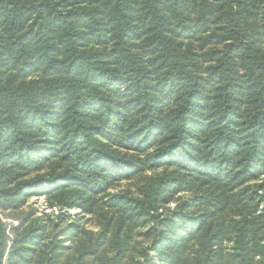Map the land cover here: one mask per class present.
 Listing matches in <instances>:
<instances>
[{
	"label": "trees",
	"instance_id": "16d2710c",
	"mask_svg": "<svg viewBox=\"0 0 264 264\" xmlns=\"http://www.w3.org/2000/svg\"><path fill=\"white\" fill-rule=\"evenodd\" d=\"M42 195L0 264H264V0H0V213Z\"/></svg>",
	"mask_w": 264,
	"mask_h": 264
},
{
	"label": "rangeland",
	"instance_id": "374dc122",
	"mask_svg": "<svg viewBox=\"0 0 264 264\" xmlns=\"http://www.w3.org/2000/svg\"><path fill=\"white\" fill-rule=\"evenodd\" d=\"M127 187V185H121L120 187L117 188V190H122L125 189ZM114 192V190H112ZM170 208L174 207V204H170L169 205ZM32 211L34 213V215H49L52 218L57 216L59 213H63L65 212L64 210H59L57 208H52L49 209L46 199L44 198V196H32L28 199H26L25 203L23 204V206L20 209L17 210H13L12 212H4V213H0V220H2L5 224H6V228H7V236L10 238H12V233L11 231H9V229L11 227H17L18 226V219L19 217L23 216L24 214H26L27 212ZM79 213L78 209H72V210H68L67 214L70 216L73 215H77ZM73 221V220H72ZM69 222H65L62 223V226L60 227V229L58 231H62L60 233H62V235L65 236V231H63V229L66 228L67 224ZM8 240V246L10 245V241ZM66 245H70V241L69 243L66 242ZM6 257V254L5 256Z\"/></svg>",
	"mask_w": 264,
	"mask_h": 264
}]
</instances>
